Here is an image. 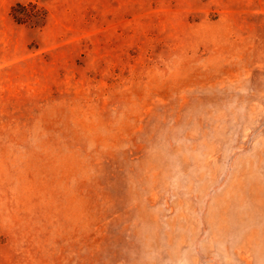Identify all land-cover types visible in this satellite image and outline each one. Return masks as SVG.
<instances>
[{"label":"rangeland","instance_id":"obj_1","mask_svg":"<svg viewBox=\"0 0 264 264\" xmlns=\"http://www.w3.org/2000/svg\"><path fill=\"white\" fill-rule=\"evenodd\" d=\"M0 264H264V0H0Z\"/></svg>","mask_w":264,"mask_h":264},{"label":"trees","instance_id":"obj_2","mask_svg":"<svg viewBox=\"0 0 264 264\" xmlns=\"http://www.w3.org/2000/svg\"><path fill=\"white\" fill-rule=\"evenodd\" d=\"M24 6L22 7L21 5H17L15 9L12 10L11 15L12 17L16 20H23L29 17L26 15V13H23Z\"/></svg>","mask_w":264,"mask_h":264}]
</instances>
